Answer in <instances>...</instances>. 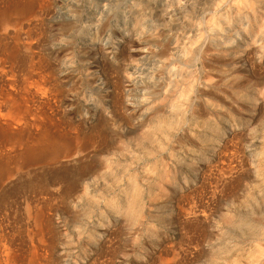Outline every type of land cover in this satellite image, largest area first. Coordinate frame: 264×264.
<instances>
[{"label":"rangeland","instance_id":"rangeland-1","mask_svg":"<svg viewBox=\"0 0 264 264\" xmlns=\"http://www.w3.org/2000/svg\"><path fill=\"white\" fill-rule=\"evenodd\" d=\"M222 1L221 27L217 32L208 30L207 41L204 42V47L209 48L207 56L214 53L221 56V64L217 68H206L211 71V76L206 80L203 77L201 79L203 86H210L217 75L221 78L218 88H212L216 95L206 99L208 103L211 100L210 104L218 101L220 111H211L208 114L210 125L204 129L207 133L204 140L199 134L205 132L195 124L185 127L186 129H178L175 122L180 115L170 114V117L169 107L163 109L162 119L165 124L161 129H165L159 131L160 134L155 135L154 140L146 139L141 145L135 143V134L138 136L152 130L148 120L147 127L142 126L133 134H128L126 127L116 124L110 129H105L104 138L99 142L101 146L96 149L93 158L94 162H98L108 159L109 156V176L99 178L98 181L101 184L112 182L115 185L109 191L103 185L97 190L80 188L78 192H70L56 191L49 186L53 173L59 171L56 166L50 167L44 161L33 164L22 161V164L21 159L16 156L19 148L1 135L3 138L0 137V166H3L6 173L4 171V179H0V264H29V253L34 248H37V252L45 251L44 260L40 264H209L210 260V264H264V240H260L261 236H258L264 232V227L261 226L264 225V220L261 221L264 216V197H261L264 196V183L255 180L252 175L256 167L255 155L263 159L260 168L264 172V0ZM215 2L50 0L49 9L52 14L39 26V31H42L41 54L45 55V60H53L52 56L46 55L47 47L66 41L65 35L59 36L56 33L61 21L67 19L74 21L72 41L75 54L83 47L91 48L94 40L100 41L102 46H112L111 51L115 53L120 44V35L133 32V38L137 41L144 35L149 37V44L146 48H140L135 61L125 62L127 71L124 72V76L130 79V87L124 90L126 93L130 92L129 96L125 97L126 104L140 109L136 117L137 120H142L145 117V109L153 103L152 98L157 102L162 94L172 87V82L179 78L183 69L193 74L201 70L199 65L187 63L183 59L188 56L189 38L198 33V18L204 15L209 7L214 6ZM147 7L152 10L149 11ZM141 8L146 9L143 16L138 12ZM104 21H109V27L99 33L97 27ZM156 41L166 43L169 48L163 58L157 55L160 47ZM24 55V52H19L18 59L23 60ZM109 57L112 58V54ZM79 63L75 55H69L59 60L57 65L72 69ZM14 68L18 70L19 65L15 64ZM80 71L86 76L83 66ZM63 86L66 102L73 94L70 92L71 80ZM183 86L187 87L182 85L181 88ZM155 89L158 91H154ZM106 91L102 79L97 77L92 83L82 87L79 100L84 106L93 109L100 105L99 95ZM188 94L193 96V104H196L194 95L191 92ZM63 108L68 107L64 104L60 109ZM82 113L85 114L84 111ZM71 118L77 120L75 115H68L65 119ZM82 128L84 133H94L89 126ZM244 168H247V172ZM66 176L71 179L68 173ZM257 183L263 186L262 189ZM255 191H261L260 196ZM132 196H135L133 219L128 217L124 206ZM237 203L248 206L245 207L247 212L235 211ZM250 226L252 228H249ZM244 237L246 239H242ZM39 239L45 247L43 244L41 248L38 247ZM226 239L232 241L227 242ZM262 251L263 258L260 253ZM253 257L257 261L254 262Z\"/></svg>","mask_w":264,"mask_h":264},{"label":"bare ground","instance_id":"bare-ground-1","mask_svg":"<svg viewBox=\"0 0 264 264\" xmlns=\"http://www.w3.org/2000/svg\"><path fill=\"white\" fill-rule=\"evenodd\" d=\"M215 1L216 2L214 4V6L209 7L208 11H206L207 10L206 9L205 10L206 13L204 12L205 14L202 15L200 18H198V21L196 20L197 21L196 26H197L198 33L195 34V36L192 34L193 37H191V38L188 37L189 38V40H188L189 48H187L188 56L185 59H183L187 63L193 62V64L195 63V64L199 65V69H201V70L200 71L197 70V72L199 71V73L193 74V73L186 72L183 69V71L179 73V78L175 79V81H173V82L171 81L172 84L174 83L172 85V87L169 86L171 88L169 90L167 89L168 91L164 92V94H162L161 98H159L157 100V102L154 101L155 98H152L153 103L151 104V106H149L145 109L146 110L145 111V117L142 120H137V117H136V116H138L137 112L140 109H138V108L136 109V108L131 107L128 104H126L125 97L129 96L128 93H130V92L126 93V91H124V90H125V88L130 87V86L128 87V81H130V79L128 80L124 76V74H125L124 72L127 71L125 68V62H131L133 60L135 61V56L138 53V51L140 50V48H144V47L146 48L147 45L149 44V42H150V40L148 39L149 37L147 38V36L144 35L141 37V39H139V41H137L133 38V34H132L133 32H130L128 34L126 33L127 35H120V44H119L118 50H116L115 53L114 52L112 53V51H111L112 46L111 47H110V45L102 46L103 44L101 45L99 43L100 41L98 42L97 40H94V43H93L91 48L83 47L75 54L74 53V47H73L74 44L72 41L73 32H74V21L67 19V20L61 21V23L59 24V27H57L58 32L56 33L59 36L65 35L67 37V39L65 42H58L56 45H53V46L50 45V47H47V54L46 55H47V57L52 56L53 60H50L51 58L50 59L48 58V59H46L48 61H46L44 59L45 55L41 54L40 33H42V31H39V26L42 25V22L46 21L49 14H52V10L49 9L50 8V0H0V137L4 136L5 138L11 140V142H13L19 148V152H17L16 156L21 159V162L23 161L24 163H27V164L29 162H32V164H33V162L44 161L50 167L56 166L59 171L54 172L52 177L50 178V180H49V182H50L49 186L50 187H52L53 189H56V191L67 190L70 192H76V191L78 192V189H80V188H84V190L85 189L97 190V189L101 188L103 185L106 186L107 188H105V189H107L109 191L111 189V187H113V185H115L112 182H109V184H101L98 181L99 178L109 176V168L111 167V164H110L111 161L109 162V160H108L109 156H108V159H106L104 161L103 160L98 161V162L93 161V158L95 157L96 149L100 145L99 142H100V140H103V138H104L103 134H104L105 129H110V127L112 128L117 124L120 127L121 126L126 127V129L128 130V134H133V132H135L138 128L146 125V122L148 120L149 124L151 123L149 126L152 130L147 131L144 134H142V135L140 134L138 136H136V134H135V143L137 145H141L144 143V141L146 139L147 140H154L155 135H157L159 133V131L165 129V127H164V129H161V127L165 124L164 119H162V116H164L163 115V109H164V107H169V110H168L169 115L170 114L180 115V118L177 120V122H175L178 129L190 127L191 125L195 124L201 129V131L205 132L204 129H206V127L208 125H210V120H209L210 117L208 118V114L211 111L212 112L213 111L214 112L220 111V105H219L220 103L218 101L217 102L219 104L217 102L210 104L211 100L209 101V103L206 102L207 98H209L212 95H216L214 90H212V88H215V87L218 88L219 82L221 80L220 76L217 75L216 76L217 78L215 79L213 84L212 85L209 84L210 86H207L206 83H205L206 86H203V84L201 82L202 77H203V79L206 80L207 78H209L211 76L209 74L210 70L208 71L207 69H212V68L215 69L219 66V64H221L220 63L221 62L220 54L217 55V53H214V55H212V56H207L206 52L209 50V48L204 47V42L207 38V35H206L207 31L208 30L209 31H212V30L216 31L217 29H220L221 24H222V18L223 17H222L221 7H222L223 1L222 0H215ZM213 2H214V0H213ZM255 3H257V1ZM147 9H149V11L152 10V8H149V7H147ZM145 10L143 8H141L138 10V12L140 15L143 16V13ZM148 13H150V12H148ZM252 14L254 15V12H252ZM149 15H151V14H149ZM108 22L104 21L99 25V27H97V28H99L98 29L99 33L103 32L106 28L109 27ZM188 24H187V26H188ZM189 26H191V23ZM259 31H261V30H259ZM140 32H141V30H140ZM111 33L113 34L114 31ZM152 36L153 35H151V37ZM98 39H99V37H98ZM177 41H179V40H177ZM155 43H157L160 47L158 52H157V55L161 58L165 57L167 52H168V49H169L167 47V44L166 43L162 44L159 41H156ZM214 45H215V43H214ZM19 52L25 53L23 60L18 59V53ZM224 53H225V51H224ZM110 54H112V58L109 57ZM69 55H70V57L72 55L74 57V55H75L81 64L80 63L77 64V66H75L72 69H70L68 66L61 67L60 65H57V62L59 60H62L63 57H66ZM167 57H168V55H167ZM15 64L19 65L18 70H16L14 68ZM82 66H83V69L85 71L86 76H83L84 73L80 71V68ZM251 68H252V66H251ZM219 69L220 68H218V70ZM202 70H203V73H202ZM254 70L256 71V69H254ZM74 71H77V72L74 73ZM57 72H59V73H57ZM127 73H129V72H127ZM220 74H222V73L220 72ZM97 77L102 79L105 88H107V91L105 93H102L99 95L100 105L91 109L88 106H84L80 102L79 94L82 91L83 86H86L87 84L92 83ZM224 79H222V80H224ZM69 80H71L70 92H72L73 94H71L70 98L67 99V101L65 102L63 84ZM167 83H169V82H167ZM182 85H185V86L187 85V87L183 86L181 88ZM156 90L157 89H155L154 91H156ZM188 92H191V94H193L194 97L197 99L196 104H193V100H192L193 96L192 95L190 96V94H188ZM162 93H163V91H162ZM98 102H99V100H98ZM64 104L68 108L60 109ZM82 111H84L85 114H83ZM139 114H141V113H139ZM68 115H75L77 117V120H75V119L73 120L72 118L70 120H66L65 118H67ZM260 115H262V113ZM170 117H171V115H170ZM173 117L176 118V116H173ZM213 119H215V118H213ZM256 119H257V117H256ZM216 124H217V122H216ZM172 125H174V124H172ZM84 126H89L90 130H92V131L94 130V133H92V132L84 133L83 128H82ZM176 126H174V127H176ZM146 127H147V125H146ZM117 128H119V127H117ZM209 129H211V128H209ZM112 130H114V129H112ZM117 130H116V132H117ZM167 131L168 130H166V132ZM206 135H207V133L205 132L204 134H201V135L199 134V137H203V140H204V138H206ZM172 136H173V134H172ZM219 136H221V135H219ZM166 137L170 138L168 136H166ZM214 138H216V137H214ZM7 142H10V141H7ZM174 142H176V141H174ZM214 142H215V140L213 141V143ZM261 142H263V141H261ZM169 143H171V142L169 141ZM199 143H201V142H199ZM209 144H211V143H209ZM263 144H264V142H263ZM250 147H252V146H250ZM160 148H163V147H160ZM211 148H213V147H211ZM165 149H168V148H165ZM146 151H147V149H146ZM213 152H215V151H213ZM262 154H261V157L263 156ZM255 156H256V167L254 168L252 175H253L255 180L262 181L264 183V172L260 168V165L263 162L262 161L263 159L261 160L259 155H255ZM115 158L117 159V157H115ZM228 158H230V157H228ZM253 159H255V158H253ZM155 161H157V160H155ZM23 162H22V164H23ZM129 163H131V162H129ZM202 163H204V162H202ZM243 166H244V164L241 165V168ZM23 167H24V165H23ZM160 167H161V165H160ZM213 167H215V166H213ZM127 168H128V166H127ZM245 169H247V168H244V170ZM213 170H216V169H213ZM4 171L6 173V170L3 168V166L2 167L0 166V179H2L3 176H5ZM192 172H194V171H192ZM218 172H220V171H218ZM66 173H68V175L71 177L70 180L67 178ZM153 173H155V172H153ZM249 173H250V171H249ZM123 175H124V173H123ZM139 175H141V174H139ZM119 177H121V176H119ZM231 179H232V177H231ZM120 181H121V179H120ZM249 185H250V183H249ZM249 185H247V186H249ZM257 185H260V184L257 183ZM116 186H118V185H116ZM254 186H255L254 187V189H255L256 185H254ZM261 186L262 185H260V188L262 189L263 186L262 187ZM129 187H131V186H128V188ZM114 190H116V189H114ZM172 190H173V188H172ZM250 191H251V189H250ZM98 192H100V191H98ZM244 192L246 193V191H244ZM142 193H144V191ZM255 193H256V191H255ZM259 193H261V191ZM259 193L257 192L256 194H258L260 196ZM81 195H79V196H81ZM135 196H137V192H136ZM135 196H132V199L124 204L125 211L128 213V217L131 219H133V212L132 211H134ZM213 197H215V196H213ZM261 197H264V196L262 195ZM73 198H74V196H73ZM142 199H143V197H142ZM245 200H247V199H245ZM237 204H238L236 206L237 210H235V211L242 212V213L247 212L246 208L248 206L246 207V206H244V204H239V203H237ZM247 204H249V203H247ZM250 209H249V211H250ZM201 210H202V208H201ZM233 211H234V209H233ZM239 214H241V213H239ZM139 216H140V213H139ZM225 216L227 218V214ZM239 216H241V215H239ZM230 218H231V216H230ZM263 220H264V216L261 217V221H263ZM198 221H200V220H198ZM252 221H254V220H252ZM201 223H202V220H201ZM261 226L264 227V225H261ZM263 227H261V228H263ZM249 228H252V227L250 226ZM227 229H229V228H227ZM245 229H247L246 226H245ZM249 231H251V230H249ZM262 231H263V229L261 230V232ZM242 232H243V230H242ZM247 233H248V231H247ZM251 233L252 232H250V234ZM259 234H258V236H261L260 240H264V232L261 233L260 235ZM247 235H249V234H247ZM253 236H255V234ZM253 236H251V238ZM29 238H30V236H29ZM242 239H246V238L244 237ZM258 239H259V237H258ZM230 240L232 241V239H230ZM256 240H257V238H256ZM225 241H227V239ZM231 241H227V242H231ZM252 241H253V239H252ZM239 242H241V241H239ZM262 242L263 241H261V243ZM38 243H39L38 247H40L41 244H43L45 247V244L43 243V241L41 239L38 240L37 244ZM251 245H253V244H251ZM228 247H229V245H228ZM228 247H226V248L228 249ZM262 247L263 246H261V248ZM216 248H218V247L216 246ZM222 248H223V246H222ZM222 248H220V249H222ZM261 248H260V250H261ZM252 249H254V248L252 247ZM262 250H264V248H262ZM38 252H37V248H34L33 250H31V252L29 253L30 257L28 260L29 264H40L41 262H43V260H44L43 255H44L45 251L39 252V253ZM255 252L256 251H254V253ZM219 253H221V252H219ZM260 253H261V256L263 258V255H262L263 251ZM250 254H252V253H250ZM211 255H210V257H212ZM256 255H258V254H256ZM252 256H254V255H252ZM212 258H214V257H212ZM250 258H252V257H250ZM256 258H257V256H256ZM229 259H230V257H229ZM253 259H254V257H253ZM255 260L256 259H254V262H255ZM90 262H91V260H90ZM92 263H94V261ZM210 263H211V260H210ZM213 263L215 264V262H213ZM260 263H258V264H260ZM216 264H218V262ZM252 264H253V262H252ZM256 264H257V262H256Z\"/></svg>","mask_w":264,"mask_h":264}]
</instances>
